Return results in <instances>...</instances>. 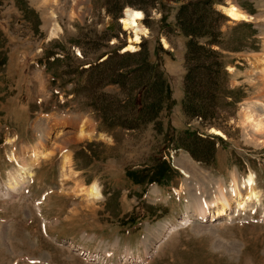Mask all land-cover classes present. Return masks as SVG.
<instances>
[{
  "label": "rangeland",
  "instance_id": "obj_1",
  "mask_svg": "<svg viewBox=\"0 0 264 264\" xmlns=\"http://www.w3.org/2000/svg\"><path fill=\"white\" fill-rule=\"evenodd\" d=\"M202 1L0 0V264H264V134L243 116L244 108L264 110V72L255 62L264 58V0H217L220 15L204 11L216 43L210 47L229 74L210 126L183 111L188 38L176 21L185 3L187 12L206 10ZM230 4L252 18L231 20L220 9ZM126 8L143 13L148 33L136 52L120 54L130 36L120 23ZM55 22L60 32L51 36ZM143 54L158 66L171 98L158 110L157 96L145 97L138 105L157 104L158 113L121 123L134 110L131 99L140 98ZM110 59L136 73L115 71L106 80L100 63ZM96 72L98 81H89ZM200 74L194 70L193 81ZM50 118L60 122L51 121L49 137L77 129L62 119L85 118L95 132L63 146L73 177H60L63 150L30 155ZM25 162L33 176L16 194L7 189L9 172ZM250 173L260 203L244 211L233 204L218 218L196 214L215 199L219 183L228 195L232 178L245 183ZM93 182L99 198L75 194Z\"/></svg>",
  "mask_w": 264,
  "mask_h": 264
},
{
  "label": "trees",
  "instance_id": "obj_2",
  "mask_svg": "<svg viewBox=\"0 0 264 264\" xmlns=\"http://www.w3.org/2000/svg\"><path fill=\"white\" fill-rule=\"evenodd\" d=\"M202 2L206 5V10L197 6L194 10L191 9L188 11L190 14L187 10H185L186 6L190 4H183L181 7L182 10L177 13L176 21L178 27L188 38L185 56L186 75L184 80L183 111L187 117L199 116L205 122L208 121L210 126L212 125V116L214 111H216V100L220 96L219 85L222 83L225 86L227 79L229 78V74L226 72V64H224L220 51L210 47V44L215 43V41L211 38L212 29L207 25V23L211 21V16L209 15V12H204L209 9L211 13L214 12L215 14L220 15L219 12L213 8L217 0H203ZM221 17L223 16L221 15ZM201 37L208 39L207 44L199 42ZM141 60L143 62L144 78L141 82V86L143 87L139 90L140 98L138 102L135 98L131 99L134 104V110L129 114L130 116L122 117L121 123L124 122L123 119H126V121L131 119L136 120L138 122L137 124H140L143 117H145V111H149L151 114L153 112L158 113L156 107L157 104L154 105L156 110H152L153 105L150 104H148L149 107L148 105H138L142 104L145 97L149 98L152 94L156 95L158 99V110L161 109L164 101H168L171 98L169 87L165 83L158 66L150 64L144 54L141 57ZM192 63L193 66L191 65ZM100 66L103 70L102 75L106 76V80H109L110 76L115 71L119 73L120 76L129 75V77L136 73L135 69L127 70L125 68L126 70L123 71L122 63L118 62L116 59L113 61L112 59L105 60L100 63ZM194 70L201 72L199 77H197V81H193L194 77H192V72ZM97 77L101 76H98L96 72V74L92 76L89 81L97 82L99 79ZM207 77H209L210 80H208ZM219 79L221 82H219ZM208 87L209 91L207 92L206 89ZM227 90L228 88H225V91ZM92 95H96L95 99H97V94H95L94 91L92 92ZM222 97L224 96L222 95ZM201 99L206 100L207 103H204V101L202 102ZM104 106H106V104ZM110 111H112V109ZM108 121L115 120L114 118L105 120V122ZM198 145L199 143H194L195 147ZM188 150L191 155L196 158L197 150L194 148H188Z\"/></svg>",
  "mask_w": 264,
  "mask_h": 264
},
{
  "label": "bare ground",
  "instance_id": "obj_3",
  "mask_svg": "<svg viewBox=\"0 0 264 264\" xmlns=\"http://www.w3.org/2000/svg\"><path fill=\"white\" fill-rule=\"evenodd\" d=\"M222 10L227 16L230 17L231 20L244 21L250 20L252 18L245 11L241 10L233 4H230L226 8L225 6H222ZM137 12L141 13L142 15L136 16L135 13ZM142 19L143 13L140 10H135L134 8L125 9L123 16L120 19V23L122 24L123 29L126 30L130 34V36L128 38V43H126V45L124 46V51H137L139 44L141 43V38L143 37H141V35L144 34L145 37L147 36L148 30L144 27L145 25L141 23ZM59 32L60 26L57 24V22L53 23L50 33L51 36H57ZM162 43L165 47H167V42L165 40L162 39ZM255 62L257 63V66L260 67V70L263 73L264 58H255ZM257 104L260 106V108H262L263 105H261L260 103ZM254 109L255 107H253L252 109H249V107L243 109V116L245 119L244 122H246L247 125H250L253 131L257 132L258 134H264V110L262 111V113L258 114L255 112L256 109ZM52 120L55 124H58L60 122V120L50 118L47 131H44L42 136H39L42 141L38 142L31 149L30 155L34 156L36 160L41 158L44 159L47 156L53 155L55 150L62 151L63 146L65 143H67V141L69 142L72 139L74 141L93 139V135H95V132L89 125L88 120L82 118L78 122L68 119H62V126L68 127L76 125L77 129L75 131L67 130L59 133L58 136L51 135V137H49L53 129V124L51 123ZM217 133L221 134L220 132ZM97 138L102 139L104 138V136L99 134ZM258 143L263 144L264 140L258 139ZM67 150H63V153H61L60 156V177L62 179L73 177L76 175L72 170V160L70 153ZM11 157L13 160L17 161V157L14 154H12ZM33 162L34 161H32V163ZM32 163L25 162L23 165H18V169H13L9 172V178H11L12 182L9 181L7 189L12 188L13 193H16L13 189H16L20 185H23L28 177L31 178L33 176V173L31 171ZM236 178H232V187L231 190L228 191V195L224 192V190L222 189L223 187L221 188V184L219 183L215 199L205 203V205H199L196 214L199 215V217L211 215L214 218H218L219 216L227 213L226 211H228V209L233 208V204L235 211H244L246 210L247 206L253 203H260L261 193L255 185L253 174L250 173L246 178L243 179V181L246 180L245 183L241 181L238 182V179L236 180ZM74 191L75 194L82 195L87 199H97L101 196V189L95 182L85 187H83V185L79 186Z\"/></svg>",
  "mask_w": 264,
  "mask_h": 264
},
{
  "label": "snow or ice",
  "instance_id": "obj_4",
  "mask_svg": "<svg viewBox=\"0 0 264 264\" xmlns=\"http://www.w3.org/2000/svg\"><path fill=\"white\" fill-rule=\"evenodd\" d=\"M135 15H136V16H141L142 14L139 13V12H137V13H135Z\"/></svg>",
  "mask_w": 264,
  "mask_h": 264
}]
</instances>
